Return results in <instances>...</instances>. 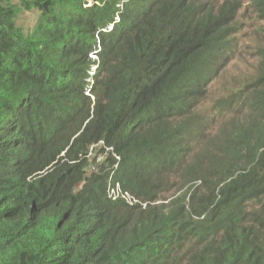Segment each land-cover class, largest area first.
Returning a JSON list of instances; mask_svg holds the SVG:
<instances>
[{
    "label": "trees",
    "instance_id": "16d2710c",
    "mask_svg": "<svg viewBox=\"0 0 264 264\" xmlns=\"http://www.w3.org/2000/svg\"><path fill=\"white\" fill-rule=\"evenodd\" d=\"M239 7L0 0V264H264V49L212 92Z\"/></svg>",
    "mask_w": 264,
    "mask_h": 264
},
{
    "label": "rangeland",
    "instance_id": "374dc122",
    "mask_svg": "<svg viewBox=\"0 0 264 264\" xmlns=\"http://www.w3.org/2000/svg\"><path fill=\"white\" fill-rule=\"evenodd\" d=\"M238 2L240 7L236 19L239 30L233 35L234 53L220 71L221 75L213 86V97L222 94L225 89L248 82L258 63L257 54L264 49V15L261 9L253 0ZM36 17L34 12H24L19 17V25L25 30L30 29Z\"/></svg>",
    "mask_w": 264,
    "mask_h": 264
},
{
    "label": "built area",
    "instance_id": "2783aa9c",
    "mask_svg": "<svg viewBox=\"0 0 264 264\" xmlns=\"http://www.w3.org/2000/svg\"><path fill=\"white\" fill-rule=\"evenodd\" d=\"M92 147L90 148L89 154H91ZM102 156H98L97 160H100ZM109 196L111 199L115 200L118 197H121L126 200L129 204H134L136 202H139L135 197H133L129 192L122 191L119 184L116 183L114 187H110L109 189ZM140 203V202H139ZM142 205H145L144 203H141Z\"/></svg>",
    "mask_w": 264,
    "mask_h": 264
}]
</instances>
